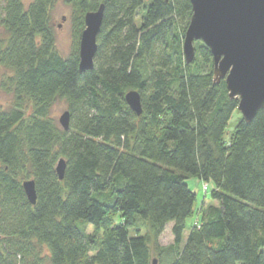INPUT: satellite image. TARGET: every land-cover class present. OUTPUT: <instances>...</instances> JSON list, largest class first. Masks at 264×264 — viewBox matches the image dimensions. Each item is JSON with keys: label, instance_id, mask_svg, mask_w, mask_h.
<instances>
[{"label": "trees", "instance_id": "obj_1", "mask_svg": "<svg viewBox=\"0 0 264 264\" xmlns=\"http://www.w3.org/2000/svg\"><path fill=\"white\" fill-rule=\"evenodd\" d=\"M54 1L0 0V66L13 96L0 106V264H152V254L156 264H264V108L225 138L237 99L224 79L214 83L202 42L185 60L190 1L150 0L141 11L143 0H63L75 27L65 57ZM101 5L93 67L80 72L84 15ZM57 100L67 130L50 116ZM188 177L212 183L213 203L184 238L196 201ZM168 224L173 242L162 246Z\"/></svg>", "mask_w": 264, "mask_h": 264}, {"label": "water", "instance_id": "obj_2", "mask_svg": "<svg viewBox=\"0 0 264 264\" xmlns=\"http://www.w3.org/2000/svg\"><path fill=\"white\" fill-rule=\"evenodd\" d=\"M191 15L182 40L186 62L195 54V41L202 42L212 56L213 81L224 79L230 98L237 99V110L250 122L264 108V0H189ZM103 17V5L84 15V29L79 38V71L93 67L97 49L96 36ZM125 100L137 115L141 113L136 90ZM70 114L64 111L58 122L67 130ZM65 161L59 159L56 171L63 178ZM28 200L35 203L33 180L22 183ZM152 264H156L153 260Z\"/></svg>", "mask_w": 264, "mask_h": 264}, {"label": "rangeland", "instance_id": "obj_3", "mask_svg": "<svg viewBox=\"0 0 264 264\" xmlns=\"http://www.w3.org/2000/svg\"><path fill=\"white\" fill-rule=\"evenodd\" d=\"M32 0H22L24 6H27ZM150 0H143V6L140 10H144L143 7L148 6ZM1 11V10H0ZM50 24L52 27V31L54 33L55 38V47L58 53L62 56H67L73 45L74 32L75 27L72 22V10L71 8L64 3L63 0H55L54 4L50 9ZM7 34L4 31L3 27L0 24V39H6ZM195 45V44H194ZM11 75L10 71L3 66H0V106L7 108L13 102V96L10 92L4 89L3 82L6 81L7 77ZM67 110L66 103L63 100H57L53 103L50 109V116L56 121V123L60 126L58 119L60 115ZM30 111L27 110V112ZM241 118V113L236 109L228 123L225 132V138L228 139L230 133L233 131L235 123L237 119ZM61 127V126H60ZM187 186L190 190H192L196 194V201L194 204V214L189 217L186 222V229L184 231V238L186 237L189 227L195 223L200 217V210L202 207L208 206L210 203H213L210 197V190L212 189V183H206V187H204L205 182L194 178L188 177L185 180ZM204 188L206 190H204ZM116 221H119V217L116 218ZM85 224L82 221L78 222L79 226ZM171 224H168L161 234L159 238V244L162 246H167L173 242V236L171 233ZM86 229L89 233L97 234L98 229L93 227L92 224L87 223ZM131 233L134 232L133 229L130 230ZM144 233V230L142 231ZM156 259L154 254L151 255V260Z\"/></svg>", "mask_w": 264, "mask_h": 264}]
</instances>
